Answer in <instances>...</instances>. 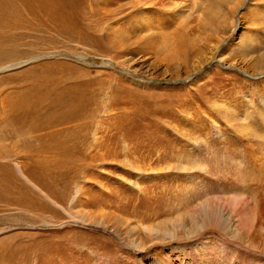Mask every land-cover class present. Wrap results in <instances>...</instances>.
<instances>
[{"label":"rangeland","instance_id":"rangeland-1","mask_svg":"<svg viewBox=\"0 0 264 264\" xmlns=\"http://www.w3.org/2000/svg\"><path fill=\"white\" fill-rule=\"evenodd\" d=\"M240 2L0 0V264H264V0Z\"/></svg>","mask_w":264,"mask_h":264},{"label":"bare ground","instance_id":"bare-ground-1","mask_svg":"<svg viewBox=\"0 0 264 264\" xmlns=\"http://www.w3.org/2000/svg\"><path fill=\"white\" fill-rule=\"evenodd\" d=\"M250 1H253V0H249V2ZM258 1H261V0H258ZM244 3V0H241V2L240 3H235L234 4V8H232L233 9V13L235 14V12L237 11V9L242 5ZM153 5V4H152ZM231 8V7H230ZM232 9L230 10V11H232ZM233 17L234 16H232V20L229 22L230 23V29L233 27ZM218 21V20H217ZM221 21V20H220ZM216 22V21H215ZM221 22H224V21H221ZM218 23H220L219 21H218ZM147 24V23H146ZM221 25H222V23H220ZM224 25H225V22H224ZM220 26V25H219ZM226 26V25H225ZM220 29H222V28H220ZM217 30V29H216ZM231 31V30H230ZM218 33V32H217ZM219 34V33H218ZM225 37H220V41H218V44L221 42V40L222 39H224ZM144 40V39H143ZM218 44L216 45V47H215V49H214V51H213V53L211 52V56L210 57H208L207 59H205V60H203L201 63H199L195 68H192L191 69V71L188 73V74H194V73H196V72H198V76H200V69H201V67H203V65L205 64V63H207L209 60H216L217 61V58H219V59H221V60H223V58H221L222 57V54L220 53V52H218L217 51V46H218ZM227 50V49H226ZM244 51V50H243ZM242 53V52H241ZM224 54V53H223ZM173 58H175V57H173ZM168 59H171V54L168 56ZM176 59H177V57H176ZM221 60H218L219 62H222ZM224 61V60H223ZM262 61H264V56H263V58H262ZM232 64H234V62L232 63ZM193 66V65H192ZM188 74H186V76L188 75ZM259 76L261 75V74H258ZM180 79H183L182 77H179ZM179 78H175L176 80H178ZM175 79H173V80H175ZM139 84H141V85H143L144 83H140L139 82ZM53 118V117H52ZM54 119V118H53ZM76 120V115H73V114H68V115H65L64 116V118L62 119H60V121L62 122V123H60V124H66L65 126H67V124L68 123H72V122H74ZM59 123V122H58ZM57 125V123L56 122H54V121H52V119L51 118H49L48 120H47V124H46V126H44V125H38V126H30V127H28V129H29V131L30 130H37V131H41V130H45V129H48V128H50V129H53V128H55V126ZM63 125H60V127H62ZM27 127V126H26ZM56 127H58V126H56ZM74 127V126H73ZM56 129V128H55ZM54 129V130H55ZM74 129V128H73ZM77 130H74V131H76V132H78L79 133V131L82 129V128H76ZM72 131V130H70V128H66V131ZM31 131V132H32ZM30 132V133H31ZM52 132V131H51ZM50 132V138L52 139V138H54V136H52V134L53 133H51ZM57 132H59L58 130H57ZM26 132H25V130H23V129H20V130H15V131H13V132H8L6 135H5V137H7V138H13V137H18V134L19 135H23V134H25ZM56 133V132H55ZM54 133V134H55ZM78 133H75L74 135L72 134V135H69V138H70V140H73L74 142H76V143H74L75 144V146H79V145H81V142L79 141V136L78 135H80V134H78ZM53 134V135H54ZM64 134V133H63ZM59 136V135H58ZM64 136V135H63ZM67 136V135H66ZM63 138V137H62ZM50 139V140H51ZM64 139V138H63ZM62 139V140H63ZM68 139V138H67ZM56 140V139H55ZM65 140V139H64ZM83 140H85V137L83 138ZM61 145V144H60ZM74 146V147H75ZM83 146V145H82ZM80 147V146H79ZM78 147V148H79ZM45 149H47V147H45ZM77 149V148H76ZM260 149V148H259ZM262 149V148H261ZM45 151H47V150H45ZM42 151H39V153H41ZM262 197L264 198V189H263V194H262ZM256 203V202H255ZM206 209V208H205ZM205 209H200L198 212L199 213H203V210H205ZM210 213V212H209ZM262 213H263V211H262ZM263 219V221H260V223H262V224H264V218H262ZM257 221H259V220H257ZM258 224V223H257ZM202 225L204 226V227H206V226H209L210 228H218L219 227V220L216 218V216H210V217H207V216H203V220H202ZM221 226V225H220ZM259 226V225H258ZM261 229V228H260ZM263 229V228H262ZM150 233H153V232H150ZM155 235V234H154ZM199 235V234H198ZM192 238V237H191ZM190 238V239H191ZM196 241H197V239L195 240L194 239V241H193V244H194V242L196 243Z\"/></svg>","mask_w":264,"mask_h":264}]
</instances>
